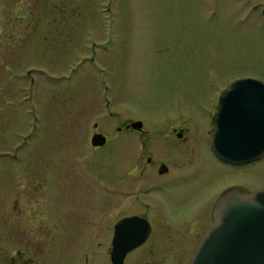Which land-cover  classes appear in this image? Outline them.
Masks as SVG:
<instances>
[{
    "label": "rangeland",
    "instance_id": "rangeland-1",
    "mask_svg": "<svg viewBox=\"0 0 264 264\" xmlns=\"http://www.w3.org/2000/svg\"><path fill=\"white\" fill-rule=\"evenodd\" d=\"M242 78L264 82V0H0V230L18 229L25 198L51 216L100 212L93 182L109 174L84 141L95 122L112 138L130 117L154 128L203 93L215 107ZM251 168L248 182L264 187V157ZM185 203L174 202L178 219Z\"/></svg>",
    "mask_w": 264,
    "mask_h": 264
},
{
    "label": "flooded vegetation",
    "instance_id": "flooded-vegetation-1",
    "mask_svg": "<svg viewBox=\"0 0 264 264\" xmlns=\"http://www.w3.org/2000/svg\"><path fill=\"white\" fill-rule=\"evenodd\" d=\"M205 97L203 93L188 106L190 112L177 108L167 117H157L154 128L142 118L118 121L113 138L95 122L84 141L93 157L92 166L109 174L107 182L93 176L97 193L90 201L101 207L100 212L89 215L86 208L73 216H51L43 203L37 213L30 198L23 199L18 229L0 230V264H56V250L63 251L64 264H116V247L137 243L125 254L122 264H190L215 221L223 196L233 189L238 196L264 190L247 180L248 170L264 155L243 163L217 155L213 138L220 99L209 108ZM97 135L105 138L102 144L95 142ZM106 160L111 165L102 167ZM89 174L84 169L80 172V176ZM49 191L54 189L33 190L45 198ZM173 201L193 207L178 219ZM106 203L113 205L111 214L103 213ZM168 203H173L169 210ZM111 215L116 216L110 220ZM62 238L69 244L68 251L61 248ZM43 250L48 254L47 263L38 257Z\"/></svg>",
    "mask_w": 264,
    "mask_h": 264
},
{
    "label": "water",
    "instance_id": "water-1",
    "mask_svg": "<svg viewBox=\"0 0 264 264\" xmlns=\"http://www.w3.org/2000/svg\"><path fill=\"white\" fill-rule=\"evenodd\" d=\"M104 141L102 135L95 138L99 144ZM213 147L219 157L233 163L256 161L264 155L263 81L242 78L228 85L220 98ZM219 203L215 221L190 264H264V190L238 196L233 189ZM136 245L116 247V264H122Z\"/></svg>",
    "mask_w": 264,
    "mask_h": 264
}]
</instances>
